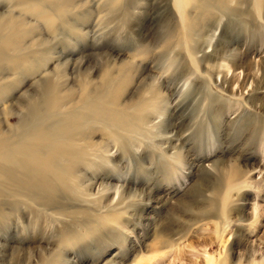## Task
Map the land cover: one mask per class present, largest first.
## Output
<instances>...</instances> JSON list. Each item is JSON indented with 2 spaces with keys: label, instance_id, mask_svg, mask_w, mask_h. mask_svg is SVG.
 I'll use <instances>...</instances> for the list:
<instances>
[{
  "label": "rangeland",
  "instance_id": "rangeland-1",
  "mask_svg": "<svg viewBox=\"0 0 264 264\" xmlns=\"http://www.w3.org/2000/svg\"><path fill=\"white\" fill-rule=\"evenodd\" d=\"M151 1L0 0V128L43 80L77 134L57 192L5 193L0 264H264V0Z\"/></svg>",
  "mask_w": 264,
  "mask_h": 264
},
{
  "label": "bare ground",
  "instance_id": "bare-ground-1",
  "mask_svg": "<svg viewBox=\"0 0 264 264\" xmlns=\"http://www.w3.org/2000/svg\"><path fill=\"white\" fill-rule=\"evenodd\" d=\"M22 1L25 5L26 9H27V7H34V6L35 7L38 6V8L39 7H41V8H43V7L50 8L51 7L54 11V12L52 11L53 13H55V11L60 10L62 15H66L67 13H69V10H70L69 8H71L70 6H73V4L71 5V3H70L71 0H25V1L22 0ZM111 1L113 4L114 3H116V4H115V7H111L112 9L110 8V12H109L110 14H112L114 12L116 13V11H123L124 14H127V12H129L131 7H132L131 3H133V4L135 3L134 0L133 1H131V0H111ZM143 1H145V0H143ZM148 1H150V0H148ZM170 1L171 0H167L168 3ZM136 2H137V0H136ZM153 2H155L154 3L156 5L155 8H156V10H158V13L159 12L163 13L165 11V8H162L160 10L158 9V8H161V6H160V4L157 5V2H158L157 0H154ZM153 2H152V4H153ZM161 3H162V1H161ZM179 3H180V9H181V15L182 16L183 15L186 16V11L188 10L189 7H193L194 9H196L197 11H200L202 13L205 11H207V12L219 11V10L221 11V10L225 9V5H226V4L224 5L222 0H179ZM103 4L104 3H102L101 5H103ZM48 5H50V6H48ZM74 5H75V3H74ZM137 9H136V11H138ZM49 10H51V9H49ZM94 10H95V8H94ZM134 10H135V7H134ZM176 11H178V9ZM4 15H5V13H4ZM57 15H59V14H57ZM69 15H71V14H69ZM1 18H2V16H1ZM53 18H55V17H53ZM53 18H50L51 21L53 20ZM1 22H3L2 19L0 20V48H6L7 47L6 49H8V47H13V44H16V43L13 42V44H12V42H11V45L9 44V41H12V40H10L9 38L6 37L7 34L4 35L5 32L3 33V31H1V29H3V27H4L3 23H1ZM15 25H16V23H14V26ZM195 25H196L195 22L189 21L184 26L187 34L192 35V33L195 32L196 29L193 30ZM93 29L94 28L92 26L91 30H93ZM21 30L22 31H20V32H25L22 29V26H21ZM100 30L103 31V28ZM14 31H16V29ZM97 31H98V27H97ZM17 32H19V31H17ZM2 33H3V35H2ZM95 33H96V31H95ZM17 34H19V33H17ZM22 34L20 33V35H22ZM92 35H93V33H92ZM97 35H98V33H97ZM12 36H14V39H15L16 36L14 35V32H13ZM59 36H60V34H59ZM8 37H10L9 34H8ZM55 37H53L52 40L56 41L58 39L57 38L58 36L56 37L57 39ZM95 38H96V36H95ZM49 40H51V39H49ZM43 41L45 42L44 39H43ZM220 45H222V44H220ZM46 47H48V46H46ZM54 47H53V49H54ZM17 48H19V47H17ZM27 48H28V46L26 47V49ZM41 48H43V47H41ZM37 49L39 50L40 48H37ZM0 50H2V49H0ZM15 50L16 49H14L13 51H15ZM222 50H223V48H222ZM219 51H220V49H219ZM0 52H2V51H0ZM9 52L11 53L12 51L9 50ZM22 52H24V51H22ZM14 54H15V52H14ZM2 57H3V55H2ZM2 57H0V58L2 60H4L5 58H2ZM5 57H7V56H5ZM225 57H226V55H225ZM7 61H10V60H7ZM148 75H149V73H148ZM42 79H44V77ZM152 79H153V77H152ZM46 83H47L46 81L42 80V83H40L41 84L40 89H42V90L39 91V94H37L36 96H35V94L29 96L30 98L34 97V99L33 98L32 99L36 100V103L34 104V106L31 105L30 103H29L30 106L28 104L26 106L23 105L24 109H22V112L20 113V114H22L23 118H22V121L20 122V125L18 127L16 135L13 133L12 130L6 131V129L0 128V204L5 203V200H4L5 199V193H6V196H7V193H9V195L12 197H15L16 194H18V195H16L18 197H23V196L28 197V196H32L33 193L35 194L36 191L42 192V191H40L42 189L43 190H46V189L51 190L52 189V190L56 191V190H58V186L54 182H60L59 181L60 179L64 180V178L70 174V172H68V170L70 171V168L68 169L66 167V165L71 163L72 158L76 157V153L74 152L75 149L73 150L72 147H70V144L72 142H74V138H75V136H77V134L73 135L72 133H70L72 131L70 130V126H68V124L70 123L71 120L70 121H63L64 117L62 116V113L59 112V109H56L55 102H54L53 97H52L54 95L53 94L54 91H53V89H49L47 87ZM25 110H26V112H28L30 114H27V113L25 114V112H24ZM183 116H184V113H183ZM180 121H182V120H180ZM169 125H171V123ZM182 133H184V132H182ZM79 138H80V135H79ZM182 143H184V142H182ZM175 148H177V147H175ZM180 149L178 148V150H180ZM181 150H183V148ZM73 169H75L74 166H73ZM37 178L41 179V181H42L41 184L39 183L40 185L36 184V182H35V179L38 180ZM66 181H67V179H66ZM63 183H65V181ZM10 186H12L14 188L16 187L17 190H13L12 187H10ZM61 186L63 187L64 185H61ZM107 186H108V184H107ZM45 192L47 193L50 191L47 190ZM134 193H135V191H134ZM136 193H138V192H136ZM51 194H53V193H51ZM124 195H126V194H124ZM30 198H32V197H30ZM7 200H9V199H7ZM16 200H17V198H16ZM166 204H167V201H165L164 197L156 198L155 210L163 211L166 207ZM167 242H168V240H167ZM162 246H163V244H162ZM112 264H113V262H112Z\"/></svg>",
  "mask_w": 264,
  "mask_h": 264
}]
</instances>
